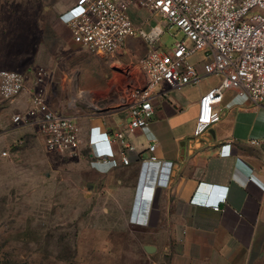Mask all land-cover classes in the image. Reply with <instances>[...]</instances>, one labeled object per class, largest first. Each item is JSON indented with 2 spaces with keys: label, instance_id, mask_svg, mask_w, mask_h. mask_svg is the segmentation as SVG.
I'll use <instances>...</instances> for the list:
<instances>
[{
  "label": "crops",
  "instance_id": "obj_1",
  "mask_svg": "<svg viewBox=\"0 0 264 264\" xmlns=\"http://www.w3.org/2000/svg\"><path fill=\"white\" fill-rule=\"evenodd\" d=\"M144 11L132 8L137 23L145 17ZM64 42L77 44L72 34ZM91 54L77 59V64L68 57L52 64L42 84L48 106L78 122L89 155L91 146L103 147L95 143L100 139L94 140L95 135L90 145L96 127L111 134L130 120L127 108L119 105L125 91L122 82L114 81V64L122 63L120 53ZM40 68L44 67L25 77V89L10 107L25 111ZM137 81L142 84L140 72ZM198 94L187 90L175 94L173 102L158 98L150 130L128 136L137 146L131 163L102 171L89 165L91 185L104 186L108 203L128 208L136 204L131 212L154 239L145 249L154 247L148 252L156 254L159 264H264V106L256 110L248 98L228 91L221 120L202 136L193 137ZM186 95L192 96L191 105ZM24 127L37 130V125ZM152 136L157 139L160 160L156 161L147 158ZM201 200L219 201L221 208L214 210L198 203Z\"/></svg>",
  "mask_w": 264,
  "mask_h": 264
},
{
  "label": "built area",
  "instance_id": "obj_2",
  "mask_svg": "<svg viewBox=\"0 0 264 264\" xmlns=\"http://www.w3.org/2000/svg\"><path fill=\"white\" fill-rule=\"evenodd\" d=\"M134 6L148 13L138 23L132 14ZM158 18L183 33L171 47L161 42L166 28L160 22L153 24ZM60 19L70 28L74 42L93 54L114 57L132 37L144 39L149 46L137 65L142 84L132 86L122 98L130 120L111 134L98 126V132L90 136V145L95 135L94 140L100 138L95 143L103 146L99 150L91 146L89 162L97 171L131 163L137 146L128 136L150 130L160 97L173 102L175 94L199 91L193 137L202 136L221 120L228 91L248 98L256 110L264 106V0H76ZM46 74L44 68L39 69L25 111L14 114L12 121L37 125L49 151L80 156V126L74 117L48 106L42 88ZM25 80L19 71L0 69V96L17 102ZM184 99L192 104L191 95ZM156 147L157 139L152 136L149 160H160ZM198 203L221 208L219 201Z\"/></svg>",
  "mask_w": 264,
  "mask_h": 264
},
{
  "label": "rangeland",
  "instance_id": "obj_3",
  "mask_svg": "<svg viewBox=\"0 0 264 264\" xmlns=\"http://www.w3.org/2000/svg\"><path fill=\"white\" fill-rule=\"evenodd\" d=\"M75 1L0 0V69L27 78L66 57L76 64L90 58L78 44L64 42L71 34L60 16ZM153 22L166 28L161 42L167 47L183 37L163 19ZM129 40L117 53L122 63L114 64L123 96L139 84L137 65L149 49L142 38ZM11 101L0 96V264H159L145 249L154 239L131 212L136 204L108 203L104 186L91 185L85 142L80 156L49 151L36 129L13 123L22 109Z\"/></svg>",
  "mask_w": 264,
  "mask_h": 264
},
{
  "label": "water",
  "instance_id": "obj_4",
  "mask_svg": "<svg viewBox=\"0 0 264 264\" xmlns=\"http://www.w3.org/2000/svg\"><path fill=\"white\" fill-rule=\"evenodd\" d=\"M146 250L150 252V251L154 250V247H152V246H146Z\"/></svg>",
  "mask_w": 264,
  "mask_h": 264
}]
</instances>
